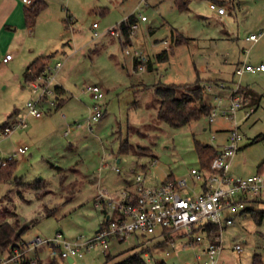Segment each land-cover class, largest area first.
Instances as JSON below:
<instances>
[{"label": "rangeland", "instance_id": "1", "mask_svg": "<svg viewBox=\"0 0 264 264\" xmlns=\"http://www.w3.org/2000/svg\"><path fill=\"white\" fill-rule=\"evenodd\" d=\"M47 1L31 34L19 31L13 43L6 38L0 43V133L14 105L22 112L35 97L24 74L26 64L37 57L50 56L48 63L52 67L63 63L57 80L67 89L70 100L65 106L59 104L48 120L49 133L30 142L25 138V129L17 130L1 142L2 156L12 155L23 146H28V151L14 156L13 177L0 181V223L19 221L28 228L23 241L29 243L36 237L54 239L59 233L69 239L91 237L101 218L95 208V198L101 190H131L137 174L145 177L147 185L160 184L168 175L183 177L199 165L195 142L216 147L234 127H238L243 140L231 160V173L243 177L257 173L264 160V71L242 76L233 73L241 62L264 64V0H188L186 9H181L179 0ZM211 1L223 2L227 14L217 15L209 8ZM133 13L148 21L142 20L126 40L120 24ZM94 23L99 25V37L94 36ZM259 33L263 36L258 42L246 41L250 34ZM181 39L185 41L178 42ZM126 49L139 50L146 56L147 61L142 62L144 72L139 69L141 62L126 55ZM165 50L168 59L156 66V54ZM7 53L15 58L4 63ZM149 62H153L151 71ZM222 80L249 87L255 95L258 107L248 119L243 118L244 109L233 120L217 117L209 124L208 116H202L181 128L158 119L161 87L206 85V101L210 103L218 95L216 86L228 89L229 84ZM91 84L100 85L105 97L104 115L89 129L86 119L92 97L87 87ZM64 93L61 100L66 102ZM33 121V117L27 119L26 129ZM68 125L70 134L65 135ZM213 134L217 136L215 140ZM123 146L129 148L128 153L122 152ZM153 161L156 165L151 167ZM103 162L109 166L100 171ZM114 165L120 172L112 169ZM82 166L93 181L77 178ZM36 181H42L41 189L26 185ZM239 212L230 213L234 223L224 230L219 264H252L254 254H262L264 239L257 232L262 228L257 227L250 212L238 216ZM177 237V242L185 241ZM141 239L129 236L122 242L113 240L105 253L100 248L90 250L73 264L121 263L145 251L136 246ZM236 244L242 245L241 253L235 250ZM149 247L148 255H142L147 264L162 260L168 264H193L199 252L198 247L185 250L181 244L172 247L170 243L150 242ZM26 258H34L32 264H63L45 247H40L39 253L29 251Z\"/></svg>", "mask_w": 264, "mask_h": 264}, {"label": "built area", "instance_id": "2", "mask_svg": "<svg viewBox=\"0 0 264 264\" xmlns=\"http://www.w3.org/2000/svg\"><path fill=\"white\" fill-rule=\"evenodd\" d=\"M35 1L37 0H22L27 7L32 6ZM209 8L220 15L226 14V9L214 2L209 3ZM140 18L143 21L146 20L144 16ZM124 22L131 31L138 28L137 23L130 24L128 19ZM97 27L98 23H94L93 28ZM114 32L111 30V33ZM94 36H100L97 30H94ZM262 36L263 33L250 34L246 37V41L256 43ZM125 53L138 59L141 64L147 61L146 56L139 50L126 49ZM12 56L7 54L3 61L8 62ZM62 67L61 62H57L54 67L48 63L40 76L27 82L35 97L29 100L24 110L3 128L0 133V142L17 130L26 129L29 117L41 118L58 111L63 97L59 88L63 86L58 82L57 74ZM139 69L144 72L146 68L142 64ZM258 71H264V64L254 66L245 62L236 68L235 74L242 76L246 72ZM239 88L240 85L235 83L230 101L226 104H223V99H216V104L208 116L209 124L215 122L217 117L235 119L238 110L243 106L238 95ZM87 91L92 97V104L89 106L86 125L91 129V125L104 115L105 93L98 84L89 85ZM252 112L253 109L247 111V116ZM212 139H216L215 134ZM242 140L243 135L238 127L229 130L227 143L224 147L217 148V155L212 160L209 170L195 166L187 175L167 178L157 185H147L145 177L137 174L133 189L123 190L119 197L101 190L95 205L106 207L110 215L107 225L100 228L93 236L80 235L69 239L59 233L54 239L42 240L36 237L30 243L22 241L19 248L11 253L0 255V264H21L26 252L42 245H46L51 255L61 259L63 264H73L77 258L84 257L86 252L100 248L105 253L113 240L122 241L132 234L169 237L172 245H174L175 237L181 236L185 239L182 241L184 249L195 248L206 243L201 252L196 254L195 264H219L224 248V230L234 223L230 213L235 210L245 211L255 200L264 199V174L256 173L248 177H236L230 174L231 160L240 149ZM27 151L28 146H23L18 147L14 154L9 156H2L0 153V170L6 167L9 161L14 160L16 154L23 155ZM106 164L103 162L101 169ZM155 165L156 161H153L151 167ZM112 169L120 172L118 166L114 165ZM235 250L241 253L242 245L236 244ZM69 259H72V262Z\"/></svg>", "mask_w": 264, "mask_h": 264}, {"label": "trees", "instance_id": "3", "mask_svg": "<svg viewBox=\"0 0 264 264\" xmlns=\"http://www.w3.org/2000/svg\"><path fill=\"white\" fill-rule=\"evenodd\" d=\"M188 0H179L181 9H186ZM219 4V2H218ZM186 5V6H185ZM47 7V3L43 0H37L30 7L25 8V20L28 27H33L37 21L41 11ZM70 17V16H69ZM68 17V19H69ZM130 24L137 23L135 15H131L128 18ZM120 29L125 39L128 40L131 37V29L129 26L122 22ZM185 41L181 39L178 42ZM169 57L168 51H163L157 55V61L163 62ZM50 56H41L36 58L25 71V80L32 81L40 76L46 69ZM151 63L149 62V68L151 69ZM139 64L136 61L135 66ZM205 86L198 84L197 86L170 84L161 87L158 90L159 108L157 117L160 121L165 122L173 128H181L190 123L200 119L202 116H209L213 109V105L206 101ZM60 93L63 94V89L59 88ZM63 98V97H62ZM65 103L61 100L60 105ZM16 112H13L8 117V123L14 117ZM255 139L254 142H257ZM195 149L198 155L199 167L203 170H209L212 160L217 155V148L210 144H202L195 142ZM122 152L128 153L129 148L123 146ZM259 174H264V160L258 165ZM16 170V160L9 161L8 165L0 170V181L6 182L13 177V173ZM169 178H173L170 176ZM28 188L35 190L41 189L42 181H36L35 183H26ZM246 211L250 212L255 223L258 226L264 224V209L260 208H248ZM107 225L105 221L103 226ZM27 227H22L19 221L15 223H9L7 221L0 223V255L11 253L14 249L19 248L23 241V234L27 230ZM145 251H139L118 264H147L146 260L142 257ZM56 263V262H55ZM253 264H263V258L261 254H256L253 258Z\"/></svg>", "mask_w": 264, "mask_h": 264}, {"label": "crops", "instance_id": "4", "mask_svg": "<svg viewBox=\"0 0 264 264\" xmlns=\"http://www.w3.org/2000/svg\"><path fill=\"white\" fill-rule=\"evenodd\" d=\"M43 1H45L46 3H47V5H48V1L47 0H43ZM211 2H214V3H216L217 5H219V6H223L225 9H226V6H224L225 4L223 3V2H219V3H221V4H218V2L217 1H211ZM228 2H230V0L228 1ZM226 4H227V2H225ZM224 4V5H223ZM25 8H27V6H25L24 4H23V2H22V0H0V43L1 42H3L4 41V38H6V39H8V42H9V44H11V43H13V41L15 40V38H16V35H17V33L19 32V31H25V32H28L29 34H31L32 32H33V27H28L27 25H26V20H25ZM215 12V11H214ZM217 15H219V16H224V15H220V14H218L217 12H215ZM226 14H227V12H226ZM225 14V15H226ZM131 15H135V17H136V19H137V24H139L140 22H143L142 20H141V18H140V15H137L136 13H133V14H131ZM130 15V16H131ZM129 16V17H130ZM39 17V16H38ZM128 17V18H129ZM127 18V19H128ZM148 20H146V21H144V22H147ZM99 28V25H98V27L96 28V29H94V30H97ZM150 30V32H152V29H149ZM133 32V31H132ZM134 35V34H133ZM167 42V41H166ZM168 43V42H167ZM23 47V46H22ZM21 47V48H22ZM21 48L19 49V52L17 53V55H19L20 54V52H21ZM7 54H11V53H7ZM6 54V55H7ZM159 53H157L156 54V56L155 57H157V55H158ZM13 55V54H12ZM41 57V56H40ZM151 57V56H150ZM15 57H14V55L12 56V58L8 61V62H10V61H12L13 59H14ZM38 58V57H37ZM4 59V58H3ZM36 59V58H35ZM34 59V60H35ZM34 60H32L31 62H29L28 64H26V66H25V69L27 70V67L34 61ZM4 62V61H3ZM8 62H4V63H8ZM155 63H156V66H158L159 65V63L160 62H158L157 61V58H155ZM242 63H245V62H241V63H239L237 66H236V68L239 66V65H241ZM236 70V69H235ZM260 72V71H259ZM261 72H263V71H261ZM234 75H236L235 74V71H234V73H233ZM23 78H24V76H23ZM17 79H20V76H18L17 75ZM222 81H224V82H227L228 84H229V87H228V89H222V88H220V87H218V86H216L215 88V91H217V93H218V95L217 96H215V97H212V99H211V101H210V104H212L213 102L216 104V99L218 98V97H220V98H224V99H226V101H227V103L230 101V98H231V93H232V88H233V86H234V82L233 81H226V80H222ZM204 86H206V85H204ZM64 89V92H66V93H64V95L66 94V102L64 103V105L63 106H65L67 103H68V101L70 100V98H68V96H67V89H65V88H63ZM238 95H239V97L241 98V101H242V104H243V106H242V108H240L239 110H241V109H244V115H243V118L246 120V119H248L256 110H257V107H258V104H256V100H255V95L252 93V91L250 90V88L249 87H247V88H243L241 85H240V88H239V93H238ZM63 98H64V96H63ZM214 98V99H213ZM223 99V100H224ZM213 103V104H214ZM250 109H253V112L249 115V116H247V111H249ZM238 110V111H239ZM13 112H16V114L14 115V117H13V119L11 120V121H13L20 113H21V109L20 108H17V106H15L14 105V108H13V110L11 111V112H9V113H7V115H6V117H7V121H8V117L13 113ZM54 114V113H53ZM53 114H50V115H45V116H43V117H41V118H35V121H33L34 123H32V125L30 126V128H28V129H25V138L28 140V141H30V142H33L34 140H35V138H38V136H40L41 134H45V133H49L50 131L48 130L49 129V126H50V122L48 121L49 119H51V117L53 116ZM5 122L3 125H1V132H2V130H3V128L8 124V122ZM11 121H9V122H11ZM70 125H68V129L65 131V135H68V134H70V129H71V127H69ZM207 128H205V130H206ZM22 130H24V129H22ZM12 136V135H11ZM10 136V137H11ZM9 138V137H8ZM216 138H217V136H216ZM227 138H228V132L227 133H225V137H224V139L222 140V142L218 145V146H216V148H222V147H224L225 146V144L227 143ZM7 139V138H6ZM3 141V139L1 140V142ZM1 142H0V144H1ZM240 149H241V146H240ZM239 151V150H238ZM26 154V153H25ZM24 155V154H23ZM117 162L118 163H120L121 162V159H118L117 160ZM107 163V162H106ZM144 165H146V164H144ZM109 165L108 164H106V166L105 167H103V168H107ZM111 167V166H110ZM145 167V166H144ZM193 167H195V166H193ZM60 166H58L57 167V169L58 170H60ZM102 168V169H103ZM101 169V165H100V168H99V170L101 171L102 170ZM230 174L231 175H233V176H236V177H243V176H239V175H236V174H232L231 173V165H230ZM256 174V173H255ZM252 175H254V174H252ZM76 176H77V178H80L82 181H87V182H91V181H93L94 179L92 178V176L91 175H89L87 172H85L84 171V167L82 166L80 169H78L77 170V174H76ZM170 176H172V175H168L167 176V178H169ZM248 176H251V173L249 174L248 173ZM247 176V177H248ZM174 178V177H173ZM123 190H125V189H122L119 193H117V192H114V193H112V192H110L112 195H114L115 197H119L120 196V194L122 193V191ZM95 202H96V198H95ZM96 206V205H95ZM264 199H257V200H255L254 202H252L251 204H250V206H249V208H260V209H264ZM95 208H97V209H99V211L101 212V218H100V222H99V226H98V228H97V230L95 231V233L100 229V228H102V227H104L103 225H104V223H105V221H107V219H108V216L110 215V211L106 208V207H95ZM246 210L245 211H240L237 215L238 216H242V215H245L246 214ZM250 214V213H249ZM257 227L258 228H262V230L260 231L259 229H258V233H259V235L263 238V235H264V232H263V228H264V224L263 225H261V226H258L257 225ZM94 233V234H95ZM93 234V235H94ZM92 235V236H93ZM130 236H134V237H136V238H139V237H141L142 239H141V241H139L138 243H137V245L136 246H141V247H143L144 249H145V255H148V253L151 251L150 249V247H149V243L150 242H152V243H154V245H162V244H167V243H170L171 244V242H170V238L169 237H165V238H163V241H160V238H162V237H159L158 235H154V236H143V235H138V234H132V235H130ZM129 237V236H128ZM127 237V238H128ZM126 238V239H127ZM24 239V238H23ZM126 239H124V240H122V241H125ZM122 241H120V242H122ZM182 245V241H180V242H177L176 240H175V242H174V245H172L171 244V246L172 247H176V245ZM264 244V243H263ZM205 245H206V243H204L203 245H201V246H198V248H199V252H201V250L205 247ZM40 247H45V248H47V250H48V252H49V249H48V247L45 245V246H39L38 248H36V249H34L35 250V252H38L39 253V248ZM110 248V247H109ZM182 248H183V246H182ZM184 249V248H183ZM190 249V248H189ZM34 250H31V252L32 251H34ZM37 250V251H36ZM185 250H188V249H185ZM29 252V251H28ZM28 252H26L25 253V256H24V259H23V261H22V263L21 264H32L35 260H34V258L33 259H27L26 258V256H27V254H28ZM199 252H197V253H199ZM263 252H264V248H263V245H262V258H263ZM197 253H195V256H196V254ZM7 254V253H6ZM110 252H109V255L108 256H110ZM257 254V253H256ZM256 254H254V256L256 255ZM259 254V253H258ZM3 255V254H2ZM5 255V254H4ZM167 255L168 256H173V254H169V252L167 253ZM167 256V257H168ZM254 256H253V258H254ZM36 258H38V256H37V254H36ZM38 259H40V258H38ZM32 260H34V261H32ZM195 262H196V257H195ZM195 262L193 263V264H195ZM157 264H168L167 263V260H162V261H159ZM252 264H253V259H252Z\"/></svg>", "mask_w": 264, "mask_h": 264}, {"label": "water", "instance_id": "5", "mask_svg": "<svg viewBox=\"0 0 264 264\" xmlns=\"http://www.w3.org/2000/svg\"><path fill=\"white\" fill-rule=\"evenodd\" d=\"M70 262H72V259H69Z\"/></svg>", "mask_w": 264, "mask_h": 264}]
</instances>
